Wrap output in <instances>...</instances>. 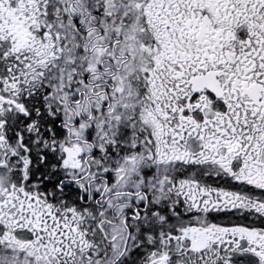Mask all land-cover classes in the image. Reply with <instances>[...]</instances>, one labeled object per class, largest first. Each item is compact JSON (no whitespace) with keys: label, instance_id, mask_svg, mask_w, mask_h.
I'll return each mask as SVG.
<instances>
[{"label":"snow or ice","instance_id":"obj_1","mask_svg":"<svg viewBox=\"0 0 264 264\" xmlns=\"http://www.w3.org/2000/svg\"><path fill=\"white\" fill-rule=\"evenodd\" d=\"M0 264H264V0H0Z\"/></svg>","mask_w":264,"mask_h":264}]
</instances>
